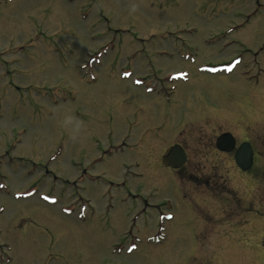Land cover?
<instances>
[{"label": "rangeland", "instance_id": "obj_1", "mask_svg": "<svg viewBox=\"0 0 264 264\" xmlns=\"http://www.w3.org/2000/svg\"><path fill=\"white\" fill-rule=\"evenodd\" d=\"M169 39L197 49L157 54ZM263 39L264 0H0V264H264V155L239 172L205 147L214 126L238 131L230 119L210 108L173 137L185 105L155 94L159 84L145 93L157 68L181 66L178 56L216 63L244 53L227 74L191 71L166 85L185 104H200L203 91L207 107L241 113L237 137L255 142L264 74L244 50ZM160 115L171 125L153 136L157 166L146 168L139 133L155 132L143 126ZM170 141L188 150L178 175L158 166ZM178 189L220 200L201 224L182 209L145 207Z\"/></svg>", "mask_w": 264, "mask_h": 264}, {"label": "flooded vegetation", "instance_id": "obj_2", "mask_svg": "<svg viewBox=\"0 0 264 264\" xmlns=\"http://www.w3.org/2000/svg\"><path fill=\"white\" fill-rule=\"evenodd\" d=\"M161 42H163L162 43L163 45L161 43H159V44H161V46H159V50L157 52V54H159V55L172 56L175 54L174 52H178V53L185 52V53L190 54V53L196 51V49H197L196 44L184 43L183 41H178V40L177 41H175V40L167 41L166 40V41H161ZM256 52H257L256 53V59H255L256 65H257L256 71L260 74H263L264 73V43L263 44L261 43L260 45L257 46ZM172 58L176 59L175 57H172ZM182 58H180V56H178L176 59L181 64V66L177 67V69H173V70L172 69H166V70L161 72V68H157L156 72L153 73L154 76L156 77V80L153 83H145L146 86H152V87L154 84H159V90L160 91H158L155 94H158L159 92L163 93L164 96L166 97L167 101L169 100V102H171V104H173L174 106H176V104H179V106L185 105L186 112H184L182 110V112H184V113H187L190 110L191 104L196 106V108L198 110V114H194L193 110H192L193 112H191L190 116L188 114L186 115V114H183L182 112H180L181 115H183V117L178 116V121H176L175 126L172 127V128H177L176 131L174 129L172 130V132L174 134L173 137L177 136L178 133L180 131H182L185 127L193 126L194 124H196L198 119H204L203 117H204L205 113L208 112L210 110V108H212L213 112L223 114L222 120L230 119L231 121L230 120L228 121V125L230 124L232 128L235 127L236 130H238V131L236 133H234L231 129H228V130L226 129L225 131L217 132L221 125H218L217 127L214 126L212 128L213 134L210 135L211 137H210L209 145L205 146V147L210 148V152H211L212 156L228 155V156H231V158L233 160V154H234L235 150L238 148V146L242 142H248L250 147H251V150H252V156H253V164L252 165L254 166L256 164L258 157L260 155H264V136H259V135L254 136L255 142H253L250 137L238 139L239 137H237V136H238V134L241 133L240 131L246 130L245 127L242 128L240 125H238V122H237V119L239 120V118L240 119L242 118V120H243V116L241 115V113H238V114L234 113V111L230 110V109L227 111H224L221 108L216 109L214 107H207L206 104L211 100L207 97V93H205L203 91L199 92L200 104H198V103L194 104L193 102L190 101L191 100L190 98H187L189 103L185 104L183 102V100L181 101L180 98L177 97V91L174 94L175 90L169 89L166 85L169 82L168 76L172 72H179V71L185 70V71H188V75L190 77H191V74H190L191 71L197 72V73H203L202 75H205L208 73L205 71H200L199 70L200 66H202V65L214 66V65H219V64H225L227 61L209 63V62H205V61H199V62H195L193 60L188 61V59L184 60V58L183 59ZM208 75L213 76V75H219V74H208ZM145 93L148 94V92H146V91H145ZM167 94H169V98L167 97ZM200 94H202V95H200ZM193 97H195V93H194ZM156 99H157V97H153L152 102H155ZM194 101H196V100H194ZM159 102H160V100L157 103H159ZM237 104L239 105V103H237ZM143 110L144 109L142 107L137 112H140ZM150 116H147L146 120L147 119L149 120ZM217 117H219V115L210 114L209 120H207V122H210V121L214 122V120L217 119ZM167 119H168V116H166L164 118V116L160 115L158 118L157 124H153L156 122H151V123H145L144 124L145 127L143 126V130L147 129L148 127H154L155 132L150 131L148 133H144L141 131L139 133V138H138L137 143L141 147L139 146V151H137V155L142 158V160H143L142 166L143 167L152 168L154 166H157L156 165L157 163H155V161H154L155 158L152 155L150 148L152 147L153 142H156L155 148L159 145V143L157 142V139L152 142L153 136H155V134H158V136L160 138H164L165 133H166L165 131L167 130L168 126L170 127V125H171L170 124L171 122H169V120L167 121ZM150 121L151 120H149V122ZM232 123H234V124H232ZM224 132H230L234 137L233 138L234 139L233 149L228 153L221 152V151L216 149V140H217L218 136ZM205 136L208 137V135H205ZM165 137H167V135ZM141 141H142V144H140ZM160 141L162 142V140H160ZM174 144H179L184 149L186 156H187V160H186V163L184 164V166L187 165V161H188V150H187V148L183 145V143L170 141V143L166 144V146L163 148V150L158 155V164H159L158 166H161L160 157L162 156V154L171 145H174ZM203 155H205V154L203 153ZM206 155H207V153H206ZM181 169L182 168H180L178 170H172V171H174L178 175V173ZM198 169L201 170L202 169L201 166H199ZM178 192H180L179 189H178ZM158 198L160 200L154 202L153 204H147V202L144 201L145 207H148L152 211V213H157L158 215H162L164 210H169V211L171 210L169 213L172 212L171 213L172 215L174 213L179 214L180 209H182L185 212V214H183V215L189 214L188 219L194 218L193 224H195V221H197V220L201 224V222H200V220H201L200 216L201 215L199 213L210 215V214H208V208H207L208 202H210L211 200H214L215 198L220 200V198L218 196L216 197L214 195H213L214 199H212L211 196L208 199H206V198H203V196H185V195H178L177 197H169L172 200L167 198V197H158ZM174 199H177L178 205L174 204ZM222 209L224 212H226V210L224 208H222ZM145 210L143 212H145ZM191 215H194V216H191ZM152 219L153 218L151 217V220ZM203 219L204 218H202V220ZM171 221L172 220H170L168 222H171ZM191 227H192V229H194L193 225ZM162 230L164 231L163 228H162ZM160 235H161V238H163L164 232H161ZM149 238H152V237H149ZM160 243L161 242H159L157 240L156 242H151L150 244L156 245V244H160ZM180 261H182V260H180Z\"/></svg>", "mask_w": 264, "mask_h": 264}, {"label": "water", "instance_id": "obj_3", "mask_svg": "<svg viewBox=\"0 0 264 264\" xmlns=\"http://www.w3.org/2000/svg\"><path fill=\"white\" fill-rule=\"evenodd\" d=\"M228 136H229V134H223L219 137L218 142H217L218 148L224 149L222 147V145L226 141ZM237 154H239V152ZM236 158H237V164L242 169H245V165H242L240 163L238 156H236ZM184 160H185L184 153H183L182 149H180L178 146L171 147L169 152L165 156L162 157V163L166 166H170L173 168L180 167L182 165V163L184 162Z\"/></svg>", "mask_w": 264, "mask_h": 264}]
</instances>
